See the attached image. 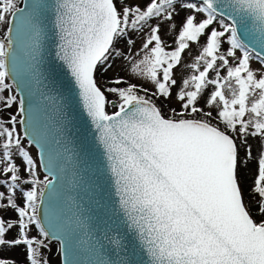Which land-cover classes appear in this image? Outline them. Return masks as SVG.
Masks as SVG:
<instances>
[{
	"label": "snow or ice",
	"instance_id": "6c2138e0",
	"mask_svg": "<svg viewBox=\"0 0 264 264\" xmlns=\"http://www.w3.org/2000/svg\"><path fill=\"white\" fill-rule=\"evenodd\" d=\"M49 41L88 121L71 156L49 146L33 107ZM118 58L152 89L125 78L102 87L97 73ZM253 160L246 202L241 170ZM69 163L74 185L98 197L103 227L78 204L72 216L60 209ZM0 189V264H18L4 255L17 248L24 264H50L54 242L62 264H264V0H0Z\"/></svg>",
	"mask_w": 264,
	"mask_h": 264
},
{
	"label": "water",
	"instance_id": "95a60500",
	"mask_svg": "<svg viewBox=\"0 0 264 264\" xmlns=\"http://www.w3.org/2000/svg\"><path fill=\"white\" fill-rule=\"evenodd\" d=\"M19 6L23 7L24 5L21 3ZM54 50L55 46L50 41L45 44L43 69L47 79L38 88L33 87V107H39L37 119L41 124L47 125L45 130L49 146L53 150L59 149L62 152L63 146L66 145L70 149L68 155L71 156L73 152H80L79 145L88 128V121L76 99L75 91L72 90L70 92V76L61 66L60 62L55 59ZM49 96L55 98L57 104L62 102V113L56 105L47 99ZM61 128H63V131H61ZM88 139L89 141L92 139L91 132H88ZM57 141L61 143L58 145ZM41 172L43 173V171ZM96 199L98 197H94L93 192L86 191V186L82 188L74 185L72 164H67L62 187V197L59 202L60 209L68 216H72L76 212V205L78 204L82 213L81 219L88 221L90 227L94 225L103 227L101 220L105 217L97 209ZM43 207H47V202L42 206V214ZM89 217H91L90 221ZM70 258L73 260H87V256L83 254L73 255ZM59 264H62L60 255Z\"/></svg>",
	"mask_w": 264,
	"mask_h": 264
},
{
	"label": "rangeland",
	"instance_id": "374dc122",
	"mask_svg": "<svg viewBox=\"0 0 264 264\" xmlns=\"http://www.w3.org/2000/svg\"><path fill=\"white\" fill-rule=\"evenodd\" d=\"M130 3H136L139 2L141 4V6L143 7V5L145 3L148 2V0H129ZM117 7L119 8L120 5L117 4ZM183 13H181V15L179 17L176 18V25H177V32L179 30L180 27V22L183 18ZM152 23L154 24L155 21H152ZM167 25H163L161 27V36L162 38L165 40L166 45H172L174 47L173 41L174 38L176 36V32H173L171 35H167ZM132 35H135V33H132ZM201 43H203V38L201 39ZM141 46V39H137L136 40V45L135 47L131 50V54L133 56H135L136 59H140L141 55L138 54V50L140 49ZM115 47L119 50H121L122 52H124L125 54L129 53V50L125 47L124 41L121 40L119 41ZM224 47L226 48L227 45L225 44ZM196 45H191L189 50H186L185 53L183 54V59H182V64L180 67L175 69V78L177 79V85L176 87H174L172 89V93H173V97H175V93L177 91V88L180 87V78L181 75L183 76H187L190 74V70L187 69L186 67H184V65L189 64L192 62V58L196 55ZM237 55H239V53H237ZM112 62V67L107 71V73L105 74H100L99 72L97 73V80L98 83L103 87V82L104 80L108 79V78H125L129 83H133L136 84L138 86H144L147 87L149 89H152V85L148 82H146V80H144L143 78H137L134 75L130 74V72L126 69L125 65H126V61L123 58H118L115 59ZM252 67L254 69L260 68V65L258 63H256L255 61L252 62ZM124 86V85H121ZM211 89H209L210 91ZM143 94V93H140ZM5 95H7V93H5ZM108 96V99L114 100L116 99L113 95L111 94H106ZM205 95H207V93H205ZM226 95H228L227 91H226ZM165 102L163 100L157 101V105L158 106H162L164 105ZM201 106H203L204 101L201 100L200 101ZM109 108V113L114 112L116 109L113 108L111 105L107 106ZM169 107H175L177 109H179L180 105L178 103L175 102V100L173 99L172 101H168L167 102V106H163L162 111L163 114L167 117L168 115V108ZM15 110V106L13 107L12 111ZM32 154L35 156L36 155V150L33 147L32 149ZM241 156H243V150H241ZM17 163H19V161H17ZM256 171V162L253 160L249 163L248 165V169L246 170L245 174V170H241V175L242 177H244V186L246 188L250 187L252 185V180H253V176L255 174ZM43 173L40 172V176L41 178H43ZM250 185V186H249ZM3 190V189H0ZM5 217H15V214L11 211L4 213ZM255 218L260 219L258 216H256ZM14 234V233H13ZM33 234H35V230L33 231ZM57 248H58V244H56V246L54 244H52L51 247V252L47 253L48 255V259L50 261V264H59V254L57 252ZM5 256L10 257L12 259H15L18 264H24V252L23 249L21 248H17V249H13L10 251H6L4 253Z\"/></svg>",
	"mask_w": 264,
	"mask_h": 264
},
{
	"label": "trees",
	"instance_id": "16d2710c",
	"mask_svg": "<svg viewBox=\"0 0 264 264\" xmlns=\"http://www.w3.org/2000/svg\"><path fill=\"white\" fill-rule=\"evenodd\" d=\"M106 110L109 112V108H108V107L106 108ZM249 186H250V185H249ZM244 188H245V192H246V197H245V198H246V202H247V201L249 200V197L247 196V189H248L249 187L246 188V187L244 186ZM254 218H255V217H254ZM255 219H257V218H255ZM257 220H259V219H257ZM56 244H57V243L55 242L54 245L56 246Z\"/></svg>",
	"mask_w": 264,
	"mask_h": 264
}]
</instances>
